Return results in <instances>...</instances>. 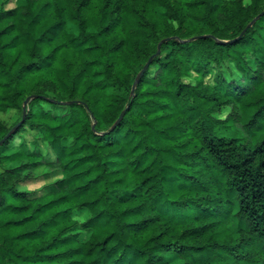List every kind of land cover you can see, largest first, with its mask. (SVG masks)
I'll list each match as a JSON object with an SVG mask.
<instances>
[{
  "label": "trees",
  "instance_id": "16d2710c",
  "mask_svg": "<svg viewBox=\"0 0 264 264\" xmlns=\"http://www.w3.org/2000/svg\"><path fill=\"white\" fill-rule=\"evenodd\" d=\"M19 123L0 264H264V0L0 7V143Z\"/></svg>",
  "mask_w": 264,
  "mask_h": 264
},
{
  "label": "water",
  "instance_id": "95a60500",
  "mask_svg": "<svg viewBox=\"0 0 264 264\" xmlns=\"http://www.w3.org/2000/svg\"><path fill=\"white\" fill-rule=\"evenodd\" d=\"M255 23V21H253L249 26H252L253 24ZM245 33V31L243 32V34ZM242 36V35H241ZM240 36V37H241ZM203 37H206V36H203ZM239 37V38H240ZM199 38H201V37H197L196 39H199ZM239 38H237V39H239ZM153 58H154V56L152 57V58H150V60L145 64V66H144V68L142 69V71L140 72V74H139V77H138V79L136 80V82H135V84H134V86H133V90H135L136 89V86H137V84H138V82H139V80L143 77V75L145 74V72L147 71V69L149 68V66H150V64H151V62H152V60H153ZM28 103H29V100H27L26 102H25V107L28 105ZM26 113H27V110H25V115H24V119H25V116H26ZM125 113H126V110L121 114V116H120V118L118 119V122L117 123H119L122 119H123V117H124V115H125ZM21 124L22 123H19L2 141H1V143L0 144H2L4 141H5V139H7L10 135H12L16 130H18L19 129V127L21 126Z\"/></svg>",
  "mask_w": 264,
  "mask_h": 264
},
{
  "label": "rangeland",
  "instance_id": "374dc122",
  "mask_svg": "<svg viewBox=\"0 0 264 264\" xmlns=\"http://www.w3.org/2000/svg\"><path fill=\"white\" fill-rule=\"evenodd\" d=\"M20 4V0H0V7H3L7 10L15 8L17 5ZM44 184V181L39 179L31 182L28 186L31 190H36L40 188ZM178 262L173 261L170 264H177Z\"/></svg>",
  "mask_w": 264,
  "mask_h": 264
}]
</instances>
